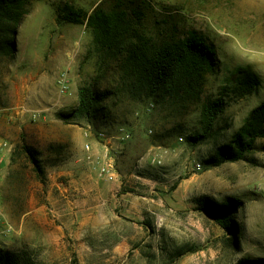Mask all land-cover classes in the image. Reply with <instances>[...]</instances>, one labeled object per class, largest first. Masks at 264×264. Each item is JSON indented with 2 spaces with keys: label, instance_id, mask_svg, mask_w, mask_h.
Segmentation results:
<instances>
[{
  "label": "rangeland",
  "instance_id": "rangeland-1",
  "mask_svg": "<svg viewBox=\"0 0 264 264\" xmlns=\"http://www.w3.org/2000/svg\"><path fill=\"white\" fill-rule=\"evenodd\" d=\"M101 1H34L17 30L16 58L3 64L10 87L0 109V140L9 154L0 187V250L23 264L264 260V139L236 162L217 155L264 100V0H152L215 53L204 98L222 99L225 107L216 136L202 141L196 140L199 108L165 121L167 113L151 100L110 99L107 121L93 123L79 113L77 90L97 77L96 59L87 53L91 34L85 23H58V9L91 12ZM241 72L258 83L251 93L237 82L247 77ZM62 75L67 90L60 95ZM33 78L38 87L26 92ZM22 147L40 153V176ZM12 157L24 182L10 175ZM106 163L114 182L99 176ZM70 171L56 178L59 187L51 186L53 176ZM85 174L90 183L75 190L72 181ZM210 203L236 206L235 233L215 222Z\"/></svg>",
  "mask_w": 264,
  "mask_h": 264
},
{
  "label": "trees",
  "instance_id": "trees-1",
  "mask_svg": "<svg viewBox=\"0 0 264 264\" xmlns=\"http://www.w3.org/2000/svg\"><path fill=\"white\" fill-rule=\"evenodd\" d=\"M36 0H0V109L6 108L9 83L5 61L16 58V35L20 24L29 14ZM58 23L83 24L91 34L88 56L96 59L97 77L90 85L78 88L79 113L90 122L107 121L112 113L106 103L113 99L119 103H141L151 100L167 113L164 120L178 111L200 109L202 141L216 136L218 121L225 104L222 99L204 98L206 77L214 72L217 63L212 47L195 30L181 26L171 11L160 8L152 0H103L91 12L75 10L68 5L58 9ZM237 82L243 91L251 93L258 83L251 73ZM102 80L109 83L101 86ZM204 98V99H203ZM70 119L72 115L61 114ZM264 139V100L245 119L232 140L219 146L220 162H236L253 149L257 139ZM37 176L42 174L35 150L22 147ZM214 162H219L218 159ZM10 175L25 181L12 157ZM234 203H237L234 201ZM207 212L228 232H236L232 214L236 206L209 204ZM264 260L238 264H263ZM0 264H23L12 252L0 250Z\"/></svg>",
  "mask_w": 264,
  "mask_h": 264
},
{
  "label": "built area",
  "instance_id": "built-area-1",
  "mask_svg": "<svg viewBox=\"0 0 264 264\" xmlns=\"http://www.w3.org/2000/svg\"><path fill=\"white\" fill-rule=\"evenodd\" d=\"M65 75H62V79L59 81V94L63 95L65 91L67 90V86L65 84L64 80ZM32 118H36V114L34 113ZM88 149V145L86 146ZM9 154V146L6 141L0 140V187H1V181L3 178V170L5 169V161L8 158ZM99 176L108 183L115 181V173L112 169V166L109 163L103 164L100 167H98ZM1 191V188H0Z\"/></svg>",
  "mask_w": 264,
  "mask_h": 264
},
{
  "label": "crops",
  "instance_id": "crops-1",
  "mask_svg": "<svg viewBox=\"0 0 264 264\" xmlns=\"http://www.w3.org/2000/svg\"><path fill=\"white\" fill-rule=\"evenodd\" d=\"M37 81H39L37 78H33L30 82H29V84L28 85H26V87H27V91L26 92H29L30 90L29 89H34L35 87H38L37 86ZM78 171H80V172H82L83 170H75V172H78ZM67 175V174H71V171H70V173L68 172H60V173H57L55 176H53V183L51 184V186L53 185V186H56V187H59V185L60 184H56L57 182H56V178H59V176H61V175ZM75 177H77V176H75ZM89 175H87V174H85L84 176H80V177H78L79 179H76L75 178V181H72L73 182V186L75 187V190H77V191H80L81 189H84L85 187H87L88 186V184L90 183L89 182Z\"/></svg>",
  "mask_w": 264,
  "mask_h": 264
}]
</instances>
